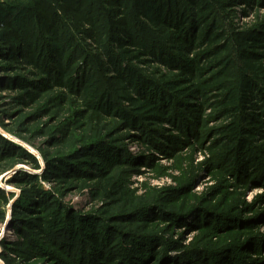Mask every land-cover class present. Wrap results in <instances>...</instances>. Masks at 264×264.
<instances>
[{"label":"rangeland","instance_id":"obj_1","mask_svg":"<svg viewBox=\"0 0 264 264\" xmlns=\"http://www.w3.org/2000/svg\"><path fill=\"white\" fill-rule=\"evenodd\" d=\"M4 2L27 3L0 0ZM24 9L22 13L30 17L31 12H23ZM69 15L78 17L65 14L67 18ZM218 21L227 34L260 28L264 24V8L245 3L234 8L221 6ZM17 23L18 29L24 27L20 20ZM84 30L87 29L78 31V44L69 49L82 47L85 52L97 54L96 42ZM0 31H6V27L1 26ZM9 33V41L2 45L21 46L12 52L14 60L0 56V264H62L56 260L62 253L54 246V236L44 233L50 215L57 210L62 211L63 217L74 215L77 220L72 222L86 221L99 231L108 232L113 237L112 245L131 238L151 242L157 253L154 264H191L200 258L210 264H264V199L254 205L259 196L264 198L257 195L264 190V180L255 184L254 190L253 186L240 188L216 157L217 147L226 143L227 127L233 121L218 106L223 91L214 88L206 96L194 94L170 101L165 112L179 122L181 129L159 123L133 128L117 114L89 113L81 89L78 96L66 88L48 90L44 83L50 79L39 75L22 58L21 47L27 45V38ZM199 50L196 48L193 53ZM78 55L81 56L79 52ZM81 64L78 62L73 69ZM90 65L80 74L91 76L94 81L99 79L101 86L102 71L98 78ZM140 68L156 79L161 73L171 79L180 75L160 64ZM157 69L159 75L155 74ZM217 73L214 70L202 78L191 72L181 76L177 79L182 85L179 91L192 88L199 80L211 81ZM230 73L227 71L221 81L228 83ZM27 91L39 99L35 103L28 98L26 102L19 101V96ZM253 112L262 125L252 133L253 140L244 155L263 168L264 104L258 102ZM182 115L184 118H180ZM174 145L178 148L173 149ZM100 153L118 164L106 168V162L97 161ZM75 154L79 158L73 157ZM62 159L67 162L63 172L66 177L53 178ZM238 164L233 162L230 166L236 169ZM220 169L227 173L226 178ZM100 172L102 176H97ZM111 178L125 182L137 203L145 205L125 209L145 214L127 218L119 213L122 203L101 190V183ZM170 210L187 213L182 219L189 226L173 222ZM195 216L216 225L219 221L220 226L196 228ZM225 221L236 226H225Z\"/></svg>","mask_w":264,"mask_h":264},{"label":"trees","instance_id":"obj_2","mask_svg":"<svg viewBox=\"0 0 264 264\" xmlns=\"http://www.w3.org/2000/svg\"><path fill=\"white\" fill-rule=\"evenodd\" d=\"M24 1L27 3L23 5L0 3V27H6V31H0V56L14 60L12 52L21 46L20 43L2 45L9 41V32L27 38V45L21 47L24 52L22 58L39 75L50 79L44 83L48 90L66 88L78 96L81 89L89 113L117 114L133 128L144 129L143 124L159 123L181 129L179 122L165 112L170 101L194 94L206 96L210 90L219 88L223 94L217 101L218 106L225 116L233 117V121L227 127L226 143L217 147L216 157L240 188L253 186L254 190V185L264 180V167H257L253 158L244 155L253 140L252 133L259 131L262 125L260 117L253 111L258 102L264 104V24L260 28L252 27L241 32L232 30L227 34L218 21L221 6L234 8L245 3L264 8V0ZM22 8H25L23 12H31L30 17L22 13ZM67 13L78 17L69 15L70 18H67ZM17 20L22 22L23 28L18 29ZM120 22L122 25L118 26ZM84 28L87 30L82 32L96 42L97 54L85 52L82 47L69 49L72 44H78L77 33ZM196 48L200 50L193 53ZM78 62L83 64L77 70L73 69ZM155 64H160L169 72L179 71L180 75L171 79L167 73L162 74L157 69L155 74L161 73V76L156 79L140 68ZM88 65L93 66L96 76L102 71L104 83L101 86H98L99 79L94 81L91 76L87 78L80 74ZM214 70L219 73L213 75L211 81L199 80L192 88L179 91L182 85L177 79L181 76L191 72L202 78ZM229 70L232 81L225 83L221 79ZM25 98L35 103L39 96L27 91L19 96V101L24 102ZM172 148L178 147L174 145ZM97 156L100 158L97 161L106 162V168L118 164L110 156H102L101 153ZM73 157L79 158L77 154ZM62 162L58 169H54L53 178L66 177L63 172L67 162L63 159ZM233 162L239 163L236 169L230 166ZM227 173L222 175L226 178ZM97 176H102V173ZM101 190L122 203L119 213L125 217L133 218L146 213L139 210L132 213L125 209L145 206L144 203H137L125 182L111 178L101 183ZM263 199L259 196L254 205H259ZM170 211L173 222L181 227L189 226L182 219L187 213L183 210ZM49 218V227L44 233L54 236V246L62 253L56 260L62 264H104V261L116 260L118 264L157 263L156 248L151 242L131 238L115 246L112 245L111 234L99 231L86 221L72 222L77 220L74 215L63 217L62 211L57 210ZM194 218L199 229L220 226L219 221L216 225L212 221ZM224 224L236 226L233 222L225 221ZM219 262L216 264L225 263ZM229 262H232L231 259ZM191 264L210 262L200 258Z\"/></svg>","mask_w":264,"mask_h":264},{"label":"bare ground","instance_id":"obj_3","mask_svg":"<svg viewBox=\"0 0 264 264\" xmlns=\"http://www.w3.org/2000/svg\"><path fill=\"white\" fill-rule=\"evenodd\" d=\"M257 195H264V190H260L259 192H257Z\"/></svg>","mask_w":264,"mask_h":264}]
</instances>
